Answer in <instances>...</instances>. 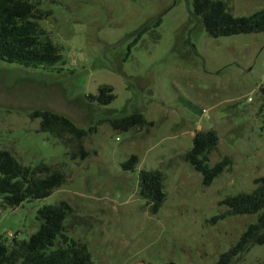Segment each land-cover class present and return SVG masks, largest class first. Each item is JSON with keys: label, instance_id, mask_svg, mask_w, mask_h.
<instances>
[{"label": "rangeland", "instance_id": "374dc122", "mask_svg": "<svg viewBox=\"0 0 264 264\" xmlns=\"http://www.w3.org/2000/svg\"><path fill=\"white\" fill-rule=\"evenodd\" d=\"M225 1L235 16L264 7V0ZM32 2L50 12L38 22L63 60L50 68L0 60V149L24 165L44 162L65 179L44 198L16 207L0 200V239L26 238L37 228V209L64 200L72 208L65 232L86 243L94 264H214L255 221L211 219L226 210L223 199L252 191L264 176V31L209 36L192 0ZM102 84L114 99L97 106L86 94ZM35 109L64 114L87 133L78 141L42 131L30 117ZM136 110L152 125L116 131L100 121ZM208 129L218 136L210 164L224 156L232 164L204 185L183 155L194 133ZM131 154L138 162L124 170ZM140 169L163 173L166 197L156 213L137 193ZM231 264H264V243Z\"/></svg>", "mask_w": 264, "mask_h": 264}, {"label": "trees", "instance_id": "16d2710c", "mask_svg": "<svg viewBox=\"0 0 264 264\" xmlns=\"http://www.w3.org/2000/svg\"><path fill=\"white\" fill-rule=\"evenodd\" d=\"M192 15L201 20L207 34L212 37L264 31V7L250 15L235 16L225 0H192ZM49 11H41L32 0H0V60L25 67L50 68L63 60L60 48L45 35L39 19ZM158 18L154 26L159 25ZM149 28L139 30L129 43L135 45ZM261 105L260 129L264 131V81L259 85ZM97 106L109 104L114 99L112 87L102 84L96 94H86ZM31 118H39L40 130L57 137L71 135L80 141L87 130L79 127L64 114L49 109H35ZM116 131H130L152 125L140 111L103 117ZM92 129V128H90ZM218 136L213 129L198 130L192 137V146L183 157L201 175L204 185L210 184L232 161L224 156L213 164L209 154L216 147ZM82 156L85 151L80 149ZM138 157L131 154L121 163L124 170H133ZM64 174L44 162L34 166L20 163L10 151L0 149V200L5 207H16L24 201L44 198L64 181ZM164 176L158 169H140L137 173V193L145 200L152 213L158 212L166 193ZM250 192H241L223 199L226 210L219 218L234 215H255V221L246 225L235 244L221 253L214 264H231L253 244L264 243V176L255 180ZM72 211L66 201L44 204L36 211L37 228L26 238L12 239L6 243L0 239V264H94L86 243L65 232L64 221ZM165 264H176L169 262Z\"/></svg>", "mask_w": 264, "mask_h": 264}, {"label": "built area", "instance_id": "2783aa9c", "mask_svg": "<svg viewBox=\"0 0 264 264\" xmlns=\"http://www.w3.org/2000/svg\"><path fill=\"white\" fill-rule=\"evenodd\" d=\"M201 111H202V113H203V114H205V113H207V112H208L206 108H202V110H201Z\"/></svg>", "mask_w": 264, "mask_h": 264}]
</instances>
